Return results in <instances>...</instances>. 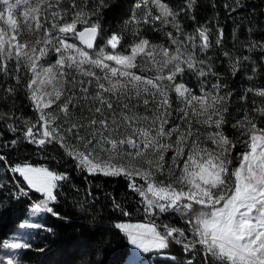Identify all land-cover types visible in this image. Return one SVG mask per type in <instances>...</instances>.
Here are the masks:
<instances>
[{"label": "snow or ice", "instance_id": "6c2138e0", "mask_svg": "<svg viewBox=\"0 0 264 264\" xmlns=\"http://www.w3.org/2000/svg\"><path fill=\"white\" fill-rule=\"evenodd\" d=\"M257 9L264 0H0V193L26 203L19 228L56 235L43 221L67 222V164L115 217L127 264H264ZM89 178L123 181L126 195L104 203Z\"/></svg>", "mask_w": 264, "mask_h": 264}, {"label": "trees", "instance_id": "16d2710c", "mask_svg": "<svg viewBox=\"0 0 264 264\" xmlns=\"http://www.w3.org/2000/svg\"><path fill=\"white\" fill-rule=\"evenodd\" d=\"M115 3H121L122 0H114ZM221 3L224 0H220ZM249 3L259 4L260 0H248ZM119 8H113L105 19L114 26L119 23ZM221 23L228 31L229 39L234 22L231 19L223 18L221 9ZM253 20L264 25V16L257 9ZM247 24L248 21H245ZM234 86L240 88L244 81H234ZM28 113L29 109L24 108ZM29 118L31 116L29 115ZM10 136V133H6ZM61 170L71 172V184H75L80 192L68 184L65 186V196L61 197L62 203L57 207L61 215L67 217V222L48 216L43 222L56 229V235H50L45 232L39 234L32 233L28 242L32 249L28 251H19L14 259L18 264H127V258L130 255V245L122 233L113 227L115 217L109 211L102 210L100 203L95 208L88 204L83 198V193L87 191L88 184L83 175L73 172L67 164L61 166ZM93 181V191L104 201L105 191H115L120 197L126 195L124 182L117 183L109 178H89ZM98 185V187H96ZM6 193H0V241L9 239L19 224L27 217L26 203L9 202L4 197ZM89 209L81 212L80 205ZM139 219L132 217L135 222ZM43 249V251H38ZM2 244H0V252Z\"/></svg>", "mask_w": 264, "mask_h": 264}, {"label": "rangeland", "instance_id": "374dc122", "mask_svg": "<svg viewBox=\"0 0 264 264\" xmlns=\"http://www.w3.org/2000/svg\"><path fill=\"white\" fill-rule=\"evenodd\" d=\"M27 218L28 217H26L25 219H27ZM32 219L35 222H41V217L40 216L33 217ZM32 233H34V232L31 231V230L20 229L19 226H18L17 229L13 232V234L10 236V238L8 240H11L14 237H17V238H21L22 240L28 242V240H29L30 236L32 235ZM130 251H132L131 247H130ZM18 252L19 251L7 250V249H3L2 248V250L0 252V260H6L7 258H10V257L14 258L17 255ZM141 258L144 259L142 254H141ZM127 261H128V258H127ZM145 264H149V262L147 260H145Z\"/></svg>", "mask_w": 264, "mask_h": 264}]
</instances>
